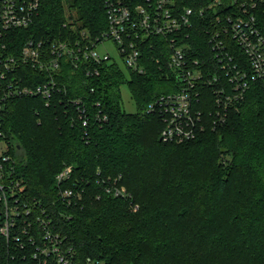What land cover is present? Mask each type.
Wrapping results in <instances>:
<instances>
[{
	"label": "trees",
	"instance_id": "16d2710c",
	"mask_svg": "<svg viewBox=\"0 0 264 264\" xmlns=\"http://www.w3.org/2000/svg\"><path fill=\"white\" fill-rule=\"evenodd\" d=\"M106 1L41 0L34 22L15 32L19 45L33 38L48 47L81 38L82 29L96 40L108 27ZM209 1L178 0L194 8ZM206 14L195 15L190 28L200 57L212 53ZM164 43L146 39L144 69L126 66L130 78L117 61L76 67L64 57L61 89L48 105L41 96L10 101L0 129L12 142L16 177L30 198L69 214L56 219L80 255L107 264H264V86L255 83L224 126L166 142L159 114L149 111L176 83L161 55ZM91 67L99 73L88 74ZM124 85L134 113L122 106ZM78 98L91 115L88 126ZM99 110L108 116L103 124ZM65 166L71 174L59 183ZM115 184L125 186V196L107 191ZM64 188L75 192L71 208L59 194ZM8 248L0 245V252Z\"/></svg>",
	"mask_w": 264,
	"mask_h": 264
},
{
	"label": "built area",
	"instance_id": "2783aa9c",
	"mask_svg": "<svg viewBox=\"0 0 264 264\" xmlns=\"http://www.w3.org/2000/svg\"><path fill=\"white\" fill-rule=\"evenodd\" d=\"M40 6L41 0H0V112L10 101L27 96H41L48 105L61 89L57 75L64 57L76 67L113 60L143 71V43L154 36L164 40L161 55L166 56L176 80L149 106L161 118V139L166 142H187L208 127L224 126L247 91L255 83L264 86V0H210L201 8L181 7L178 0H107L108 27L96 40L82 29L81 38L52 42L48 47L45 40L33 38L19 45L15 32L34 22ZM206 13L211 14L212 27L205 33L212 53L200 57L202 51L189 42L190 28L195 15ZM107 40L116 45L120 61L109 52H98L97 47ZM86 70L99 73L98 68ZM75 103L82 124L88 126L89 111L80 98ZM95 117L100 124L108 119L101 110ZM11 145L0 129V245L9 246L6 254L0 252V264H107L80 255L62 233L56 217L62 214L69 219V214L50 209L25 192L15 174ZM71 170L72 166H65L57 181L67 179ZM107 191L126 195L123 185L115 184ZM59 194L71 208L74 190L64 188Z\"/></svg>",
	"mask_w": 264,
	"mask_h": 264
},
{
	"label": "rangeland",
	"instance_id": "374dc122",
	"mask_svg": "<svg viewBox=\"0 0 264 264\" xmlns=\"http://www.w3.org/2000/svg\"><path fill=\"white\" fill-rule=\"evenodd\" d=\"M67 10H68V7H67ZM97 50L101 54L105 52H109L112 57L116 58L118 61L121 60V56L119 55L116 45L114 44L112 40H107L104 43V45L100 44L97 47ZM120 64L122 68L124 69V71H127L126 72L127 76L130 78L129 71L126 68V65L123 62H120ZM122 106L129 113H134L137 111L136 101L133 98L130 92V89L127 85H124L122 88Z\"/></svg>",
	"mask_w": 264,
	"mask_h": 264
}]
</instances>
